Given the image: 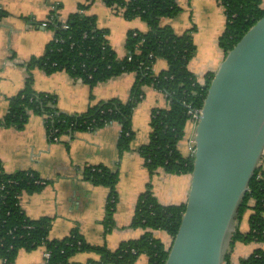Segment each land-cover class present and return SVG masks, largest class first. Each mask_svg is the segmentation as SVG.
I'll return each mask as SVG.
<instances>
[{
	"label": "trees",
	"instance_id": "1",
	"mask_svg": "<svg viewBox=\"0 0 264 264\" xmlns=\"http://www.w3.org/2000/svg\"><path fill=\"white\" fill-rule=\"evenodd\" d=\"M94 0H85L68 17L61 19L55 9L49 14L48 28L54 37L43 54L32 56L24 65L29 70L24 87L9 98L6 114L0 117V126L22 128L31 112L45 118L50 141L60 140L64 134L96 130L109 123L121 126L118 150L122 154L131 146L134 137L132 117L135 106L142 100L144 87L153 85L163 91L169 105L154 108L151 117L149 140L139 152L144 158L150 176L159 168L168 173H190L193 156L185 155L179 142L185 137L192 115L190 107L202 108L213 72H207L203 82L188 67L196 51L193 29L181 34L171 25L161 24L162 17H172L181 11L178 0H103L127 19L139 18L147 23L146 31L131 29L125 38L127 54L119 57L110 45L108 30L97 25L94 14L86 13ZM225 8L226 25L219 36V45L225 54L243 34L264 14L263 0H217ZM7 11L0 7V20ZM68 27H64V24ZM158 58L167 62L159 72L153 70ZM41 68L46 73L66 71L81 79L90 88L124 72H135L136 78L127 100L118 97L99 100L86 111L66 113L57 105L55 94L37 91L31 70ZM57 139V140H56ZM86 178L94 184L109 188L104 222L108 227L118 200V171L105 165L88 166ZM47 181L33 170L7 172L0 159V258L4 264H13L20 249L31 250L44 245L49 257L43 264H69L71 257L80 251L94 252L96 259L88 264H132L145 254L151 264H164L169 247L155 235L163 230L173 237L181 222L184 204L160 203L148 182L146 190L137 200L132 225L144 229L138 238L123 241L117 248L93 245L86 241L78 228L63 237H50L51 219L46 216L30 218L20 205L24 192L33 193L43 188ZM250 210L249 229L238 227L233 231L230 245L235 241H264V170L258 166L250 180L238 209L237 219ZM224 264H233L227 251ZM239 264H264V249L256 248Z\"/></svg>",
	"mask_w": 264,
	"mask_h": 264
},
{
	"label": "crops",
	"instance_id": "2",
	"mask_svg": "<svg viewBox=\"0 0 264 264\" xmlns=\"http://www.w3.org/2000/svg\"><path fill=\"white\" fill-rule=\"evenodd\" d=\"M85 0H0V7L7 15L0 20V117L8 110L9 98L17 94L25 84L29 70L24 65L32 56L43 54L46 45L54 37V31L43 22L48 20L56 4L61 19L78 9ZM181 11L172 17H162L161 24L171 25L181 34L193 29L196 51L188 67L203 82L207 72H215L225 56L219 45V36L226 25L224 6L217 0H178ZM264 5V0L262 2ZM86 13L94 14L97 25L108 30V40L119 57L127 54L125 38L131 29L146 31L147 23L139 18L127 19L103 0H94ZM167 67L166 60H157L155 72ZM37 91L55 94L57 105L63 112L86 111L99 100L118 97L127 100L135 81V72H124L102 81L93 88L66 71L46 73L41 68L31 70ZM169 105L166 94L153 85L144 87L142 100L135 106L132 117L134 137L131 146L122 154L118 150L121 126L109 123L96 130L80 131L75 135L64 134L60 140L50 141L45 118L31 112L22 128L0 126V159L7 172L33 170L47 182L38 191L24 192L20 205L30 218L42 216L51 219L50 237H63L78 228L86 241L93 245L117 248L123 241L138 238L144 232L132 225V218L139 195L148 182L157 200L165 205L184 204L190 186V173H168L159 168L150 176L144 158L139 152L149 140L151 117L154 108ZM192 130L188 123L185 137L179 147L188 153L187 138ZM180 140V141H181ZM105 165L118 171V200L113 223L105 222L109 188L94 184L85 177L88 166ZM264 170V151L259 162ZM247 210L236 219L235 228L249 229ZM167 247L172 237L163 230H155ZM264 249V241H235L227 248L233 264L249 256L256 248ZM46 248L20 249L13 264H43ZM98 256L94 252L80 251L71 257L69 264H88ZM0 264H4L0 258ZM132 264H151L147 255H140Z\"/></svg>",
	"mask_w": 264,
	"mask_h": 264
},
{
	"label": "water",
	"instance_id": "3",
	"mask_svg": "<svg viewBox=\"0 0 264 264\" xmlns=\"http://www.w3.org/2000/svg\"><path fill=\"white\" fill-rule=\"evenodd\" d=\"M181 222L164 264H224L264 151V14L225 54L195 125Z\"/></svg>",
	"mask_w": 264,
	"mask_h": 264
},
{
	"label": "built area",
	"instance_id": "4",
	"mask_svg": "<svg viewBox=\"0 0 264 264\" xmlns=\"http://www.w3.org/2000/svg\"><path fill=\"white\" fill-rule=\"evenodd\" d=\"M56 7H57V5L55 3L51 5L52 9H55ZM48 21H49V19L44 21L43 25L48 26ZM64 27H68V25L65 23ZM188 112L192 115V119L189 122L192 124V130L190 131V133L188 134V137H186V138H187V144H188V153H189V155L193 156L194 152H195V139H194L195 138V125L197 124L198 117L201 113V108L190 107ZM48 257H49V252L46 251L45 259H47Z\"/></svg>",
	"mask_w": 264,
	"mask_h": 264
},
{
	"label": "rangeland",
	"instance_id": "5",
	"mask_svg": "<svg viewBox=\"0 0 264 264\" xmlns=\"http://www.w3.org/2000/svg\"><path fill=\"white\" fill-rule=\"evenodd\" d=\"M157 60H164V61H165V59H163V58H158ZM157 60H156V61H157ZM190 124H191V123H190ZM182 142H183V140L180 141V143H182ZM38 247H42V245H39ZM34 249H35V248H34Z\"/></svg>",
	"mask_w": 264,
	"mask_h": 264
}]
</instances>
